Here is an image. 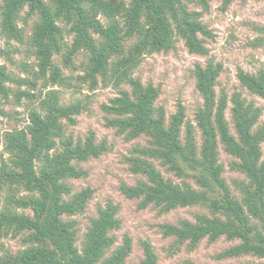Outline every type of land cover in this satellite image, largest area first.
I'll list each match as a JSON object with an SVG mask.
<instances>
[{
	"label": "trees",
	"instance_id": "1",
	"mask_svg": "<svg viewBox=\"0 0 264 264\" xmlns=\"http://www.w3.org/2000/svg\"><path fill=\"white\" fill-rule=\"evenodd\" d=\"M211 1L4 0L1 32L9 40L27 44V56H35L38 69L31 68L27 60L19 63L23 72L33 74L31 78L14 74L6 64H0V117L7 114L3 105L11 96L18 103L24 97L38 98L32 90L38 87L39 79H44L45 88L72 85L71 77L54 60L63 51V23L73 36L68 51L62 53L64 66L72 68L75 55L86 52L82 79L92 88L102 82L119 89L109 103L102 105L108 115L107 125L127 139H147L144 145H135L127 157L130 171L140 178L133 184L123 182V194L137 199L142 209L153 206L169 212L193 205L208 209L209 214L198 213L194 221L184 218L159 225L178 246L187 243L194 249L205 238L215 242L224 236L238 242L222 250L218 259L264 258V127L257 126L262 107L242 91L218 92L224 65L209 58L194 68L196 88L203 98L196 112L197 124L186 121L181 104L167 121L165 110L156 105L160 88L135 75L146 54L175 49L178 39H183L192 53L208 56L203 37L210 32L202 18ZM233 1L223 0V5ZM33 17L35 24L27 39L19 21ZM257 29L264 32V26ZM19 51L1 48L0 55L15 63L13 56ZM237 76L242 87L264 98L263 69L254 73L239 69ZM11 83L17 85L16 89ZM39 97V105L30 109L28 128L4 134L6 155L0 153V240L22 236L24 247L16 252L5 248L0 264H125L132 250L129 235H124L108 254L117 243L112 233L121 228L119 205L109 201L99 207L81 249L77 245L78 222L66 218L84 212L93 195L89 186L74 192L68 180L84 176L86 171L80 162L105 152L107 141L97 142L93 131L83 139L68 134L67 127L77 123L85 107L80 100L63 103L58 89L41 90ZM198 130L202 136L200 146ZM220 144L235 157L231 168L246 177L234 180L239 195L223 177ZM161 166L180 181L167 178ZM142 245L145 257L140 264H158L151 242L145 240Z\"/></svg>",
	"mask_w": 264,
	"mask_h": 264
},
{
	"label": "rangeland",
	"instance_id": "2",
	"mask_svg": "<svg viewBox=\"0 0 264 264\" xmlns=\"http://www.w3.org/2000/svg\"><path fill=\"white\" fill-rule=\"evenodd\" d=\"M4 0H0V12ZM26 10L23 15L25 16ZM36 17L29 18L28 21L20 19L19 26L24 28L26 38L31 35ZM203 22L206 24L210 35L204 36L209 55L203 56L192 53L186 46L183 39H178L176 48L170 51H160L146 54L137 68L135 75L139 76L144 83H153L160 88V95L156 101L158 107H162L166 112L167 121L171 115L176 113L179 104L183 105L186 112V121L197 124L196 112L203 104V98L196 88V78L194 68L197 63H205L209 58L220 61L224 65V70L219 78L217 91H226L231 94L234 90L244 93L249 99L254 100L258 106L262 107L263 113L257 126L264 127V98L251 94L242 87L238 80V70L244 69L249 72L264 70V32L257 27L264 26V0H234L227 6L223 5V0H212L208 11L203 14ZM64 27L63 51L56 54L55 62L63 68L64 74L71 77L72 85H48L44 79L38 80V87L32 92L38 96L35 99L24 97L21 102H16L14 96L3 105L7 114L0 117V153L6 155L4 134L12 129H27L31 107L39 105L40 92L49 89H58L61 92L63 103H72L80 100L85 106L83 111L77 116V123L67 127L68 134H72L75 139L85 138L90 131L96 135L97 142L107 141L108 149L98 157H91L80 162V166L86 174L80 178L68 180L74 192L83 188L91 187L93 195L88 201L84 212L66 217L76 220L78 227L77 245L81 249L88 227L92 218L98 214L99 207L105 206L109 201L119 205V217L121 228L112 234L117 237V243L108 250V254L122 242L124 235L132 238V250L126 258L125 264H140L145 257L142 241L148 240L153 245L157 255L158 264H241L247 261H264V258L254 256H241L227 259H218L217 255L225 248L237 243L230 241L224 236L215 242L208 241L207 238L194 249L187 243L178 246L174 243L173 237H166L159 225L162 223H176L180 219L195 220L198 213H207L209 210L199 206H181L169 212H162L159 208L148 207L139 208L137 199H129L121 191V184L126 182L133 184L140 178L130 171L127 157L130 156L133 147L137 144L144 145L147 141L145 137L127 139L125 134L119 133L116 128L107 125V114L102 105L109 103L114 98L119 89L113 85H103L102 82L95 87H91L89 81L82 79L84 76V66L86 52L75 55L74 66L72 68L64 66L62 63V53L68 51L73 36L66 32ZM18 48L19 52L14 54L15 63H12L6 55H0V64H6L11 72L19 76L33 77L31 72L25 73L19 67V63L27 60L29 65L38 69L35 56H27V44L15 40H9L0 29V49ZM17 63V64H16ZM16 89L17 85L11 83ZM126 87V86H125ZM128 88V86L126 87ZM22 89H29L22 86ZM31 90V89H29ZM227 110V117L231 119L230 109ZM232 132L235 134L233 123L230 121ZM198 145L202 143V136L197 132ZM264 149V143H263ZM219 162L223 166V177L232 187V191L239 195L234 185V180L246 179L245 175L231 168V162L235 157L228 154L223 145L219 147ZM163 174L167 178H172L179 182V177L175 176L166 167L161 166ZM27 213H32L31 209H26ZM0 254L5 248L16 252L24 247L22 236L7 237L0 240ZM107 254V255H108Z\"/></svg>",
	"mask_w": 264,
	"mask_h": 264
}]
</instances>
